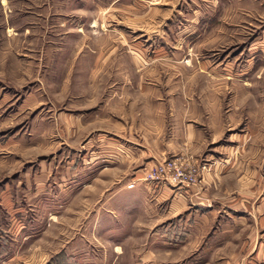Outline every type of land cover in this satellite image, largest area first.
Instances as JSON below:
<instances>
[{"label": "rangeland", "instance_id": "374dc122", "mask_svg": "<svg viewBox=\"0 0 264 264\" xmlns=\"http://www.w3.org/2000/svg\"><path fill=\"white\" fill-rule=\"evenodd\" d=\"M31 1L0 20V264H264V0ZM127 156L228 202L210 244L153 226Z\"/></svg>", "mask_w": 264, "mask_h": 264}, {"label": "crops", "instance_id": "0c3cea01", "mask_svg": "<svg viewBox=\"0 0 264 264\" xmlns=\"http://www.w3.org/2000/svg\"><path fill=\"white\" fill-rule=\"evenodd\" d=\"M37 1L38 0H32L31 2L37 3ZM7 5L8 0H0V20H7L9 18L10 14L5 10ZM6 49H8L6 46H0V69L4 68L5 61L9 57L11 60L13 59V52H11V50L8 52V54L12 55L11 57L7 54ZM98 158L101 157H97L96 159ZM101 160V162L97 160L96 164H104V159ZM133 160L134 157L127 156L119 159L113 158L111 160H106L105 164L111 165L110 167L114 165L126 166L122 173L127 174V177H122L124 179V183L121 188L123 190H127V196L137 195V193L142 192L143 196L140 193V204H148L151 209L154 208V211L156 210L158 212V219L155 221V223H153V226H157L158 223H160V225L169 224L172 221L171 219L174 218L176 221H183V217L181 218V215L186 213L184 217L190 215V220L186 219L183 221L184 223H174L172 226H161L159 228V232L162 233L167 231V234H173L174 240L178 243L184 241L186 238V240H190L189 242H191L193 246L210 244L212 239H214L213 237L215 236V231H213L215 226V220H213L215 217L214 214L219 212L220 208L226 207L225 204L228 202H223L225 204H222L220 201H216L208 197L207 190H204L205 192H202V194H195L194 192V194L191 193L189 195V190H185V192H183V190L173 189L154 181L145 183L144 179L141 178L142 174L139 171L130 172V166H132L131 163L133 164ZM116 162L118 163L116 164ZM129 185H132V187L129 188ZM258 225L259 221L257 226ZM165 236L166 235H163V237ZM249 242V239H247L244 242V245L248 246ZM256 244V246L252 244L249 254H251L256 247L255 255L259 256V242ZM234 255L235 253H231V256Z\"/></svg>", "mask_w": 264, "mask_h": 264}, {"label": "built area", "instance_id": "2783aa9c", "mask_svg": "<svg viewBox=\"0 0 264 264\" xmlns=\"http://www.w3.org/2000/svg\"><path fill=\"white\" fill-rule=\"evenodd\" d=\"M175 163L172 164H160L152 170V173L149 174L150 180L162 184L163 181L168 182L172 185H179V184H187L189 182L194 181L193 173H197V171L193 172H186L179 167H177ZM129 188L132 185L128 186Z\"/></svg>", "mask_w": 264, "mask_h": 264}]
</instances>
